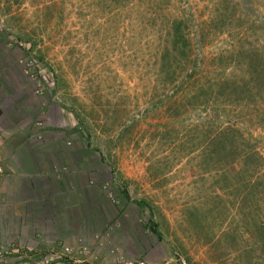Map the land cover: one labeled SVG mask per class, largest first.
<instances>
[{"label": "rangeland", "instance_id": "374dc122", "mask_svg": "<svg viewBox=\"0 0 264 264\" xmlns=\"http://www.w3.org/2000/svg\"><path fill=\"white\" fill-rule=\"evenodd\" d=\"M2 89L74 140L93 184L60 203L104 250L0 264H264V0H0Z\"/></svg>", "mask_w": 264, "mask_h": 264}, {"label": "crops", "instance_id": "0c3cea01", "mask_svg": "<svg viewBox=\"0 0 264 264\" xmlns=\"http://www.w3.org/2000/svg\"><path fill=\"white\" fill-rule=\"evenodd\" d=\"M12 91L4 93L9 105L0 103V247L11 251L10 239L14 235L20 241L30 242L39 237H48L45 251H60L61 243L69 246L72 251L79 249L82 246L79 243L81 240L76 241L79 234L75 237L76 228L73 224L76 215L72 216L65 210L64 203H60V196L62 189L68 193L69 188H76L80 195L85 188L91 187L93 181L88 176V168L70 165L69 157L77 152L75 148L72 150L74 140L66 136V132L60 137H54L52 130L56 126L49 116L46 123H42L43 120L35 122L31 118H20L27 120L22 125L18 119H11L13 112L17 113L15 109L18 105L8 99ZM46 134L52 136L48 137L49 141H46ZM76 157V160L84 159L80 153ZM58 202L60 205L55 207ZM11 221H18L19 225L17 222L15 227ZM98 235L102 237L107 232ZM40 245L31 244V247L39 249ZM83 246L88 248L86 243ZM24 248L21 247L22 250ZM99 249L104 250L100 246L88 248L87 253H92L84 260L94 257V251L99 252ZM144 254L141 255L143 262L138 261L136 264H174L168 255L162 257L161 262H155L151 260L152 254L149 251ZM100 257L101 253L97 259Z\"/></svg>", "mask_w": 264, "mask_h": 264}, {"label": "built area", "instance_id": "2783aa9c", "mask_svg": "<svg viewBox=\"0 0 264 264\" xmlns=\"http://www.w3.org/2000/svg\"><path fill=\"white\" fill-rule=\"evenodd\" d=\"M78 250L81 254L87 255L88 249L85 246H80ZM62 252L65 254L70 253L72 249L69 246H63ZM182 264H184V262H182Z\"/></svg>", "mask_w": 264, "mask_h": 264}]
</instances>
